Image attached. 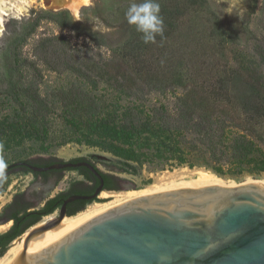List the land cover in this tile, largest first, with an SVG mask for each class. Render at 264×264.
Returning a JSON list of instances; mask_svg holds the SVG:
<instances>
[{
    "label": "trees",
    "instance_id": "trees-1",
    "mask_svg": "<svg viewBox=\"0 0 264 264\" xmlns=\"http://www.w3.org/2000/svg\"><path fill=\"white\" fill-rule=\"evenodd\" d=\"M158 2L163 38L157 36L156 43L145 44L141 34L132 29L120 51L119 76L94 75L95 68H83V62L78 68L67 64V58L82 55V50L64 36L43 40L44 66L58 75L74 71L75 77L47 92L26 83L27 76L20 69L7 90H0L18 109L11 120L0 119V150L23 149L32 141L41 142L40 148L47 152L54 125L51 115L56 114L67 132L59 146L74 142L100 148L115 157L118 169L128 174L138 175L146 164L163 169L205 168L219 176L264 174V32L251 38L256 44L250 58L261 63L246 61L242 51L231 45L237 37L216 22L208 0ZM128 5L123 3L108 13L105 25L129 26L124 18ZM42 19L48 17L37 19L31 29ZM30 33H16V39L21 42V37ZM56 45L57 49H50ZM101 83H108L116 96L105 100ZM179 85L183 96L172 95L173 102L162 101L155 104L158 106L148 102L146 93L166 97ZM146 87L154 89L144 92ZM139 94L143 96L137 97ZM20 155H14L19 159L13 162L28 159ZM83 185L82 181L76 183L80 187L74 191L77 195L93 192L92 187ZM68 196L69 192L60 194L59 205ZM97 200L73 202L69 215L85 211ZM6 249L0 251V257Z\"/></svg>",
    "mask_w": 264,
    "mask_h": 264
},
{
    "label": "rangeland",
    "instance_id": "rangeland-1",
    "mask_svg": "<svg viewBox=\"0 0 264 264\" xmlns=\"http://www.w3.org/2000/svg\"><path fill=\"white\" fill-rule=\"evenodd\" d=\"M27 1V5L23 3L18 4L21 11L15 10V15L5 18V29L0 36V90L4 92L7 90L9 82L17 77L20 69L23 75L27 76L26 83L29 81L33 86L37 87L38 85L42 90L47 92H53L57 87L67 85L74 79V71L67 70L63 75H58L55 72L49 71L43 64V40L52 39L56 36H64L74 48L82 50V55L75 54L74 57L65 60L67 64H72L73 68H78L83 62V68H95L94 75L97 73L104 74V72L111 77L121 75L122 61L120 51L131 36L134 27L120 26L109 28L105 25L103 19L119 5L130 3L131 0ZM17 2L19 1L17 0ZM136 2H140V0H136ZM208 2L212 11L216 14V22L220 27L234 33L237 37V42L231 45L237 50L242 51L246 61H256L257 64H260L261 62L253 58V56L250 58L256 44L255 39L251 40V38L259 36L264 32V0H208ZM74 7H77L76 10ZM45 16L48 19H42L34 29H31V25L37 19L45 18ZM30 30L31 35L27 38L21 37L22 41L18 42L16 33L22 35ZM56 47L57 45L50 49L52 50ZM77 61L79 64H77ZM18 63L21 64L20 67ZM63 69L62 67L61 70ZM106 78L108 79V77L103 79ZM101 88H104L102 93L105 100L108 101L109 98L116 96L109 88L108 83H101ZM146 88L143 89L145 90L144 92L153 87ZM176 88L173 94L166 95L170 100H167L165 96H158L156 92L146 93L148 102L154 104V106H158L162 101L165 104L169 103V101L173 102L175 99H171L172 95L183 96L182 94L184 93L181 85ZM139 96H143V94H139L137 97ZM129 98L134 99L136 97ZM169 105L173 106V103ZM17 110L14 104L8 102L4 93H0V119L9 117L8 119L11 120L14 118ZM57 116L56 114L51 115L54 125L53 134H51L46 144L50 145L47 152L42 151V148H40L41 142L28 141L25 143L23 149H21L22 147H12L7 151L0 150V157H3L7 165L17 160L18 157L14 156L16 154H22L20 156H24L23 158L54 156L65 161L75 158H87L97 162L101 170L114 173L122 180H125L121 184L120 191L105 192L108 194L107 197L101 194L98 200L88 205L85 211L94 205L116 206L136 198L139 192L150 191L154 187L159 190L175 181L196 180L202 174L213 175L230 185L243 184L249 181H264V174H245L238 177L231 175L219 176L212 170L205 168L175 166L163 169V167L158 165L150 164L144 165L138 175L128 174L118 169L115 157L100 148L74 142L59 146L67 137V132L61 127ZM78 178L79 175L76 172H67L65 179L59 184L55 193L61 189H65L70 181ZM10 181L13 188L0 192V207L10 199L14 191L25 189L30 179L23 178L22 180L20 176H17L11 178ZM159 191L162 190L160 189Z\"/></svg>",
    "mask_w": 264,
    "mask_h": 264
},
{
    "label": "water",
    "instance_id": "water-1",
    "mask_svg": "<svg viewBox=\"0 0 264 264\" xmlns=\"http://www.w3.org/2000/svg\"><path fill=\"white\" fill-rule=\"evenodd\" d=\"M65 166L86 167L100 186L91 196L67 198L57 216L26 230L11 264H264V186L258 182L137 197L43 245H30L65 218L84 212L69 215L68 204L106 192L93 165Z\"/></svg>",
    "mask_w": 264,
    "mask_h": 264
},
{
    "label": "flooded vegetation",
    "instance_id": "flooded-vegetation-1",
    "mask_svg": "<svg viewBox=\"0 0 264 264\" xmlns=\"http://www.w3.org/2000/svg\"><path fill=\"white\" fill-rule=\"evenodd\" d=\"M16 163L22 164L12 166ZM80 163H89L100 172L104 180L103 188L106 192L112 193L121 190V184L125 180L118 178L114 173L101 170L97 164L87 158L80 161H74L73 159L65 161L54 156H38L8 164L6 169L7 180L0 182V192L13 188L10 181L13 177L20 176V179H30V182L25 189L14 191L10 199L0 207V251L4 247H7L6 253L13 242L21 237L26 230L44 220L57 216L64 201L71 196L77 195L74 191L76 188L80 189L79 186H76L78 181H82L85 187H92L93 192L91 194H83L84 196H91L95 193L101 182L89 169L84 166H65L67 164L77 165ZM31 167L45 170L34 171ZM87 171L91 175H88ZM67 172H76L79 178L70 181L65 189H61L55 193L59 184L65 179ZM104 174H106V177ZM88 176L92 177L93 180L88 181ZM68 192L71 196L65 198L62 204L59 205V200L57 201L58 196ZM70 204L67 206L68 214L71 212L69 208ZM23 229L24 232L12 240L13 236Z\"/></svg>",
    "mask_w": 264,
    "mask_h": 264
},
{
    "label": "bare ground",
    "instance_id": "bare-ground-1",
    "mask_svg": "<svg viewBox=\"0 0 264 264\" xmlns=\"http://www.w3.org/2000/svg\"><path fill=\"white\" fill-rule=\"evenodd\" d=\"M19 3H23L27 5L28 1L27 0H18ZM77 7H74L76 10ZM17 11L20 10V5H18ZM10 15L5 14L3 12H0V36L2 35L4 29H5V18ZM247 183H254V181H249ZM258 183L262 184L264 186V181H258ZM246 184V183H245ZM236 186V185H230L222 182L221 180L217 179L213 175H207V174H202L198 179L192 180V181H182V182H172L166 187L160 188L162 191L165 190H170V189H185V188H201V187H207V186ZM159 189V190H160ZM158 188L154 187L150 191H142L137 194V197L141 196H149L153 195L155 193L160 192ZM104 197H107V193H103ZM136 197V198H137ZM126 202V201H125ZM124 203V202H123ZM113 206V205H112ZM112 206L109 205H94L90 207L87 211L81 212L80 214L71 217V218H65L61 225L52 231L47 232L43 236L39 237L38 239L32 241L30 245H43L51 240H54L78 227H81L84 225L87 221L95 218L96 216L102 214L106 210L112 208ZM114 207V206H113ZM93 208V209H92ZM26 235H24L22 238L16 240L12 247L9 248L7 253L5 254L4 257L0 259V264H11L14 258L17 256V254L22 250L23 248V242L24 238Z\"/></svg>",
    "mask_w": 264,
    "mask_h": 264
},
{
    "label": "clouds",
    "instance_id": "clouds-1",
    "mask_svg": "<svg viewBox=\"0 0 264 264\" xmlns=\"http://www.w3.org/2000/svg\"><path fill=\"white\" fill-rule=\"evenodd\" d=\"M17 7V0H0V12L15 15ZM160 13L161 7L158 0H140V2L131 0L124 13V18L129 26H134L135 31L141 34L145 44L156 43V37L163 38L164 34V21ZM237 14L239 15L238 11ZM7 167L3 157H0V182L7 180Z\"/></svg>",
    "mask_w": 264,
    "mask_h": 264
}]
</instances>
